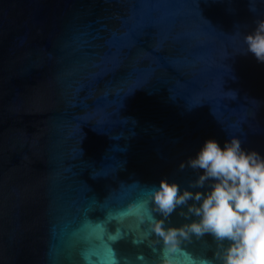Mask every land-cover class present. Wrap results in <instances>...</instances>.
Here are the masks:
<instances>
[{
    "label": "water",
    "instance_id": "water-1",
    "mask_svg": "<svg viewBox=\"0 0 264 264\" xmlns=\"http://www.w3.org/2000/svg\"><path fill=\"white\" fill-rule=\"evenodd\" d=\"M259 18L264 0H0V264H158L149 188L195 179L179 165L208 138L264 155Z\"/></svg>",
    "mask_w": 264,
    "mask_h": 264
},
{
    "label": "clouds",
    "instance_id": "clouds-1",
    "mask_svg": "<svg viewBox=\"0 0 264 264\" xmlns=\"http://www.w3.org/2000/svg\"><path fill=\"white\" fill-rule=\"evenodd\" d=\"M243 43L244 54L264 63V18L243 33ZM186 168L197 175L182 190L178 181L164 177L148 191L149 204L160 214L150 210L146 221L163 243L158 264H180L177 253L195 262L182 244L205 236L216 247L211 258H201L204 264H264V155L245 149L238 136L223 146L208 138L180 163V171ZM178 209L184 223H166Z\"/></svg>",
    "mask_w": 264,
    "mask_h": 264
}]
</instances>
